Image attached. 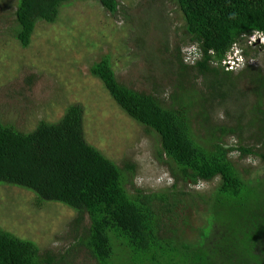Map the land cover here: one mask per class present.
<instances>
[{
	"label": "trees",
	"instance_id": "1",
	"mask_svg": "<svg viewBox=\"0 0 264 264\" xmlns=\"http://www.w3.org/2000/svg\"><path fill=\"white\" fill-rule=\"evenodd\" d=\"M71 1L17 0L15 38L28 47L37 23L57 21ZM94 1L113 16L127 14L123 0ZM174 1L186 35L173 53L166 48L168 98L156 76L149 75L150 91L121 82L110 55L90 69L129 117L158 136L156 158L173 183L137 186L136 163L119 165L87 141L80 103L28 133L0 120V182L76 215L61 250L0 227V264H82L81 251L89 264H264V173L239 166L257 158L264 168V63L254 66L247 47L264 34V0ZM182 42L201 50L194 63ZM235 45L244 56L237 75L223 65ZM198 181L214 186L199 191Z\"/></svg>",
	"mask_w": 264,
	"mask_h": 264
},
{
	"label": "rangeland",
	"instance_id": "2",
	"mask_svg": "<svg viewBox=\"0 0 264 264\" xmlns=\"http://www.w3.org/2000/svg\"><path fill=\"white\" fill-rule=\"evenodd\" d=\"M71 2L62 7L57 21H39L31 44L23 47L15 38L17 0H0V120L28 133L41 120L57 123L68 105L80 103L90 144L119 165L125 160L136 163L137 186L156 190L169 185V172L156 158L158 136L129 117L90 69L110 55L121 82L150 91L154 88L149 75L156 76L168 98V54L186 35L181 12L174 0H123L125 17L122 12L111 15L94 0ZM187 43L183 50L190 46ZM247 47L254 66L262 65L261 39L253 43L250 37ZM223 114L221 110L220 121ZM239 166L251 167L256 175L264 173L257 158L242 159ZM205 184L199 191L214 186ZM37 202L32 190L0 182V227L36 242L42 250L63 249L75 211L59 201ZM196 236L191 232L189 239ZM87 259L86 251H81L78 260L89 264Z\"/></svg>",
	"mask_w": 264,
	"mask_h": 264
},
{
	"label": "clouds",
	"instance_id": "3",
	"mask_svg": "<svg viewBox=\"0 0 264 264\" xmlns=\"http://www.w3.org/2000/svg\"><path fill=\"white\" fill-rule=\"evenodd\" d=\"M229 18H230V19L235 18V13H231V14L229 15ZM258 37L261 39V42L264 43V35H262V34L259 33V32H257L255 35H253V36L251 37V41L254 43L255 40H256ZM183 51H184V53L187 54V56L189 55L190 57L193 58V63H194V59L199 58V57L201 56V54H202V53H201V50L199 49V47H198L196 44H192V45L186 47ZM184 56L186 57L185 54H184ZM229 56L232 57L233 60H235L236 62H240L241 57H242V48H241L240 46H238V45H235L234 48H233V50L229 53L228 57H229ZM228 57H227L226 59H228ZM226 59H225V60H226ZM225 60H224V61H225ZM224 61H223V62H224ZM186 62H187V60H186ZM223 65H224V64H223ZM224 66H225V65H224ZM238 69H241V67L238 66V68L235 69V70H238ZM231 71H234V70H231ZM234 142H235V141H234ZM171 183H173V180L169 177V178H168V184H171ZM194 187H195L197 190H200V189L205 188V187H206V184H205L204 181H198V182L196 183V185H194Z\"/></svg>",
	"mask_w": 264,
	"mask_h": 264
},
{
	"label": "built area",
	"instance_id": "4",
	"mask_svg": "<svg viewBox=\"0 0 264 264\" xmlns=\"http://www.w3.org/2000/svg\"><path fill=\"white\" fill-rule=\"evenodd\" d=\"M185 60H187V62L191 63V61H193V58L190 57L189 55L185 57ZM223 64L225 65L227 70H235L238 68V66L241 67L240 62H236L235 60H233L232 57H228V59H226Z\"/></svg>",
	"mask_w": 264,
	"mask_h": 264
},
{
	"label": "bare ground",
	"instance_id": "5",
	"mask_svg": "<svg viewBox=\"0 0 264 264\" xmlns=\"http://www.w3.org/2000/svg\"><path fill=\"white\" fill-rule=\"evenodd\" d=\"M242 64H244V56L243 55H242L241 60H240V65H242Z\"/></svg>",
	"mask_w": 264,
	"mask_h": 264
}]
</instances>
